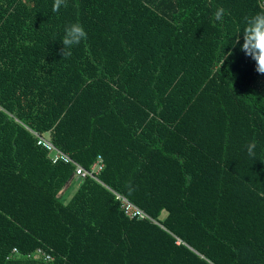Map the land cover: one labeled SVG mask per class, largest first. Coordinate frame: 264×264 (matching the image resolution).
<instances>
[{"label":"trees","instance_id":"trees-1","mask_svg":"<svg viewBox=\"0 0 264 264\" xmlns=\"http://www.w3.org/2000/svg\"><path fill=\"white\" fill-rule=\"evenodd\" d=\"M259 2L0 0V264H264V74L231 47Z\"/></svg>","mask_w":264,"mask_h":264},{"label":"clouds","instance_id":"clouds-1","mask_svg":"<svg viewBox=\"0 0 264 264\" xmlns=\"http://www.w3.org/2000/svg\"><path fill=\"white\" fill-rule=\"evenodd\" d=\"M66 5V0H55L53 11L58 12L62 6ZM222 13V10H221ZM220 18L218 14L217 19ZM235 40H232L231 47L238 48L246 58L254 61L255 71L258 74H264V12H258L245 18L244 27ZM87 39V32L79 23L67 24L63 29L62 39L59 40L62 45V56L70 55L71 50ZM223 61L227 56H231L232 52H224L222 49ZM257 144L255 141L246 145V152L250 158L256 157ZM23 258V257H14ZM25 259V258H24ZM29 260V259H28Z\"/></svg>","mask_w":264,"mask_h":264},{"label":"built area","instance_id":"built-area-1","mask_svg":"<svg viewBox=\"0 0 264 264\" xmlns=\"http://www.w3.org/2000/svg\"><path fill=\"white\" fill-rule=\"evenodd\" d=\"M259 4L262 8H264V0H260ZM38 138H39L38 144H42L48 150H50V155L54 162L57 160H62L66 163H71L75 167V174L77 176H80L82 178L90 177L98 181L97 174L102 170V167H103L101 158H98V160L96 161L95 164H93L90 170H86L82 168L79 164L75 163L67 155L57 150L49 141L41 137H38ZM113 194L115 195L116 199L120 200L121 208L123 209L126 216L130 218L147 219V220L153 221L148 215H146V213H144L138 207L133 205L126 198L122 197L121 195H118L117 193H113ZM14 257H23L29 260H39V259H42L43 261L52 260V257L40 248L36 249L35 251L31 253H27V254H20V252L16 248H12L11 253L8 256V259H12Z\"/></svg>","mask_w":264,"mask_h":264},{"label":"rangeland","instance_id":"rangeland-1","mask_svg":"<svg viewBox=\"0 0 264 264\" xmlns=\"http://www.w3.org/2000/svg\"><path fill=\"white\" fill-rule=\"evenodd\" d=\"M77 182H78V179L74 178V179L70 182V184L65 188V193H67V194H66V197H65L66 200L69 199V198L71 197V194H72V193L74 192V190L76 189ZM67 188H68V189H67ZM164 216H165V212L162 213V215L160 216L159 219L164 218ZM26 260H27V259H26Z\"/></svg>","mask_w":264,"mask_h":264},{"label":"crops","instance_id":"crops-1","mask_svg":"<svg viewBox=\"0 0 264 264\" xmlns=\"http://www.w3.org/2000/svg\"><path fill=\"white\" fill-rule=\"evenodd\" d=\"M67 189H68V188H67ZM66 194H67V193H65V190H64L63 193H62L64 199H65V197H66ZM12 259L14 260V258H12ZM17 259H20V258H16L15 260H17Z\"/></svg>","mask_w":264,"mask_h":264}]
</instances>
